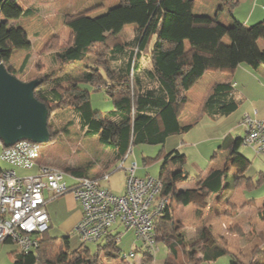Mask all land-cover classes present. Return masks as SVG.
<instances>
[{
	"label": "trees",
	"instance_id": "obj_1",
	"mask_svg": "<svg viewBox=\"0 0 264 264\" xmlns=\"http://www.w3.org/2000/svg\"><path fill=\"white\" fill-rule=\"evenodd\" d=\"M118 2L123 7L142 5L154 7L146 23L138 29L137 37L129 44L137 46L138 52L126 51L113 33L106 34L103 26L91 18L92 14L103 9L102 6L68 16L66 25L72 30L71 42L61 50L56 48L50 51L53 53V61L66 66L84 62L92 55L97 58L102 68L98 65L90 68L93 72L86 71L70 89L55 85L44 90L42 87L46 81L38 78L41 84L35 91V97L49 110L48 128L51 141L58 139V133L50 123L51 114L71 107L85 135L105 141L109 148L116 152L117 161H121L128 156L134 146L164 145L167 137L181 131L178 119L187 103V90L205 70L231 71L240 64H247L256 69L264 65V51L259 50L256 45L261 25L250 29L240 27L235 34L233 46L226 47L221 42L223 29L215 22L198 20L189 15L181 6L180 0H118ZM220 2L230 11L239 5L236 0ZM35 13L33 9L23 10L18 5V0H0V63L4 64L12 75L16 76L17 71L10 64V58L16 50H27L29 40L22 28H10L5 21L32 17ZM183 38L196 39L198 45L188 52L177 55L178 43ZM50 47L51 45L48 51ZM148 49L153 70L143 67L141 61L142 53L148 54ZM109 55L111 56L108 59ZM197 57H202L203 60L196 61ZM29 59V56L24 59L19 71L25 70ZM111 61L114 62L113 67L110 65ZM83 83L92 85L96 91L105 90L114 100L115 109L109 112L108 116L93 110L90 92L80 86ZM231 92L232 88L229 85L216 86L206 103V112L211 117L231 114L237 108V104L231 98ZM242 142L243 139L235 140L229 147L232 156L239 157L237 151ZM164 159L166 163L159 179L164 186L163 194L168 197V205L155 217L156 247L158 242L172 245L174 257H170L166 264H196L198 252L195 246L184 249L186 247L183 235L177 231L175 233L173 228L175 218L172 203L176 201L178 205L185 206L190 200L188 191L177 190L176 175L183 179H187V175L178 173L181 166L179 151L165 154ZM155 160L146 159L145 162L148 164ZM64 171L78 177H87L88 174V169L80 167L66 168ZM224 176L223 170L212 171L205 179L198 178L197 186L207 195L219 194ZM235 182V187L255 186L249 179L236 178ZM45 235L40 237V245L34 252L21 251L17 254L14 264L55 262L103 264L101 258L103 251L108 261L120 255V249L115 243L118 235L112 234V229L101 242L110 238L113 240L105 244L99 242L96 244V250L82 243L79 250L68 253L63 259L57 255L53 256L56 240L46 238ZM262 239L264 241V237ZM200 241L206 240L204 238ZM213 241L217 242L216 239ZM178 243L184 253L181 260ZM201 251L205 261L229 255L232 264H244L236 256L229 254L223 245L213 249L203 248ZM262 254L264 248H257L249 264H262L259 262ZM122 260L125 261L124 258Z\"/></svg>",
	"mask_w": 264,
	"mask_h": 264
},
{
	"label": "crops",
	"instance_id": "obj_2",
	"mask_svg": "<svg viewBox=\"0 0 264 264\" xmlns=\"http://www.w3.org/2000/svg\"><path fill=\"white\" fill-rule=\"evenodd\" d=\"M103 1H105V3H98V0H80V2H76V0H74L75 4H71L68 6L70 9L69 12H74L73 10H75L76 12H74V14H79L82 11H86L97 6H102L103 9L97 13L92 14L91 18L100 22L107 33L109 32L116 35H121L124 31H135L143 26L147 21L149 13L154 8L153 6L146 5L136 7H123L119 4L118 0H112V2L110 3L108 2V0ZM236 1L239 5L232 11H230L223 3H221L220 0H180V4L192 17L198 20L210 21L218 24L224 31L221 42L226 47L233 46L235 34L240 27L250 29L257 25H261V31L258 39L256 40V45L259 50L264 51V0ZM50 4L51 3H48V5H46L45 2L41 4L38 2L34 3L30 0H18V5L23 10H39V7L41 6L38 5L49 6ZM64 7L66 6H63V8ZM37 10L35 12H37ZM110 14L112 15L111 18H109V20H106L105 23V21L102 20L103 17ZM35 15L36 13L33 16ZM29 18L31 17L21 18L17 22ZM5 22L8 23V26L11 25L12 27L15 21L8 20ZM197 45L198 41L196 39L183 38L178 43L176 53L177 55H179L181 53L188 52L192 50V48L197 47ZM22 53H26V55L29 54L28 51H24ZM14 54L15 52L10 58V64L18 69L20 65L16 64V62L14 61ZM197 60L202 61L203 58L197 57L196 61ZM148 69L153 70V68L150 67ZM255 72L264 75V66L260 67L256 71H253V69H251V67L246 64H240L237 68L231 71L205 70L197 79V81L190 85L187 90V103L184 106L183 111L181 112L178 119V125L181 128V131L167 137L164 144L165 147L164 145H162L164 147V153H162L160 157L156 158V160L161 157L162 159H164L165 154H171L175 151H179L180 153L181 166L178 168V173L180 175L182 173H185L187 175V179H183L181 176L176 175V188L178 191H188L190 200L189 204L185 206L178 205L176 203L174 204V218L178 225H182V228H179L177 232L179 234H182L184 237V245L186 247L184 249L187 250L195 245V248L199 253V257L201 259L200 264H218L220 263V260L222 258L231 257L229 255H226L213 261H205L203 259V253L201 251L203 250V248L213 249L217 246L220 247V245H223V247L229 254L233 255L235 253L241 259V255L244 256L250 254L252 248L257 243L258 235L264 232V197L247 198L246 191L248 189V186L241 185L239 187H235L234 185L236 183V178L249 179L253 184L254 180L258 181V179L264 177V172L262 171L261 173H257V175H254L253 172L249 171L252 165H254V163L256 162V158L254 154L249 153L248 150H243L242 152L241 149H243V144L238 147L237 152L239 157L232 156L229 148L235 140H242L244 138L243 135L245 136L241 129H237L238 127L241 128L243 117L245 115H249L250 117L255 119H264V111H262L261 109V106H264V86L258 84L254 79L255 84L258 85L254 90H252L253 92L257 93L255 99H252L253 97L251 98L250 96H247L246 88H243V86H246L245 81L247 79L254 78ZM222 84L231 86V98L237 104V108L229 115L211 117L210 114L206 112V103L214 93L216 86ZM185 128L189 129L186 130ZM213 130L217 131L216 133H213L211 135V132ZM196 131L197 134H195ZM184 138L188 139L189 141H193L194 143H191L190 145L192 147H197V150L187 149L189 144H187ZM192 139L198 140L194 141ZM166 146H168V148ZM207 148H210V151H206ZM132 151L128 156H126L125 159L117 161L116 152L110 149L107 157L108 159L104 163H102L103 167H101L99 170L94 171L95 175L99 174L98 176H89L92 167H83L85 169H88L87 177L102 179V176L106 174L109 176L107 179L109 180L110 174L112 172L109 171L111 169H114L117 164H119L121 168L128 160ZM194 153L195 155H193ZM48 157L49 156L46 154L42 155L39 160V164L60 169L56 166L51 165L52 161L48 159ZM251 157H254L252 161L250 160ZM146 159L155 160L154 157L145 156V166H150L154 162L153 161L147 164L145 162ZM189 161L192 163L191 168L194 169L196 174L195 176H192L186 169V165L189 163ZM0 162L5 163L2 161ZM197 163H200L201 166H198ZM5 164L9 167L4 168L0 166V170H13L17 174V171L13 168L18 169L19 167L12 166L8 163ZM136 164L138 170V163ZM116 169L119 168L117 167ZM60 170L64 171L63 169ZM137 170L135 173L136 177L141 179L151 177L149 176V172L148 176H144L142 173H137ZM216 170L225 171V176L222 182V190L219 194L207 195L205 192L201 191L198 188V178L203 180L212 171ZM30 171H34V173L30 176L36 175L39 171V168L37 167L31 169ZM260 174L262 175V177L260 176ZM69 175L74 179L82 178L78 177L77 175L74 176L70 173ZM71 177L67 178L71 180L70 184H72L73 181ZM45 197L48 200L46 209L50 218V229L56 228L58 231H62L65 233H69L72 231L76 233L75 229L79 222L82 220L83 212L81 205L76 201L74 194H72V196L67 195L68 202L64 207V211H62V208L59 209L61 201L57 202L54 201L55 198H51V192L45 191ZM248 203L251 204L250 207L248 206ZM249 217L252 219L251 221H248ZM249 224L253 229L252 234H249L248 236L243 235L250 229ZM49 231L46 233L45 237L56 240V248L54 249L53 256L57 255L62 259L65 258V255H67L69 252L66 251L64 242H62V240H60L55 235H50ZM112 234L118 235L117 239H115V243L119 249V244L122 243L123 240H129L132 244L131 251L138 247L137 250H140L142 254L141 257H138L136 252L133 251L135 253V256L126 259L125 261H120L118 260V258H116L117 261H108L105 258V252L103 251L101 257L103 260V264H156V259H158L159 257L155 256V254L152 258H150L148 256V252H146L143 248V243L139 239H137L134 232L127 229L125 230L120 222L116 223L113 226ZM210 235L213 236V238H215L216 240L218 239L216 243L212 239H210ZM249 236L250 238H248ZM204 238L206 241H202L203 243H199L200 239ZM240 238L242 241L240 240ZM251 238L253 239L251 240ZM110 240L113 239H106L101 243L105 244ZM223 241L226 243V245L222 244ZM159 243L163 244L166 249V251L164 252L166 258L162 261L163 264H166L167 260L173 256V248L172 245H169L166 242H158L156 253H159L160 250V248L158 247ZM1 245H15L16 250L11 252V260L14 264L17 254L21 252L18 245L14 244L11 241L3 242L0 244V246ZM92 245L96 246V244ZM177 246L179 256H181V260L182 255L184 254L183 249L182 247H180L179 243Z\"/></svg>",
	"mask_w": 264,
	"mask_h": 264
},
{
	"label": "rangeland",
	"instance_id": "obj_3",
	"mask_svg": "<svg viewBox=\"0 0 264 264\" xmlns=\"http://www.w3.org/2000/svg\"><path fill=\"white\" fill-rule=\"evenodd\" d=\"M34 3H43L45 2L46 5L48 3H51L49 6H41L39 7V10L34 9L36 12V15L26 19L22 20L20 22L15 21L12 25V28H22L28 37L29 40V48L26 49H19L15 51L14 54V61L16 64L20 65L23 63L24 59L29 56V62L22 72L19 71L20 67L15 70L17 71L16 76L19 79H23L22 81L30 82L35 79H42L43 81H46V84L42 87L44 90L49 89L55 85H58L60 87H63L64 89H70L72 85L77 81L80 80L86 71L93 72L90 68L95 67L96 65H100V63L97 62V58L95 56H89L84 62H78L75 64H70L66 66H61L53 61V53L50 52L53 49L58 48L59 50L67 47L69 43L71 42L72 37V30L66 25V18L68 16L77 15L74 14L76 12H69V5L75 4L74 0H30ZM84 1V0H82ZM76 2H80V0H76ZM104 2L103 0H98V3ZM107 2V1H106ZM108 2H112V0H108ZM63 6H66L63 8ZM73 7V6H72ZM71 7V8H72ZM83 12V11H82ZM81 13V12H80ZM110 15H105L102 20L105 21L109 20L111 18ZM122 20V19H121ZM98 22V21H97ZM100 23V22H98ZM111 24V22H110ZM21 25V27H20ZM11 28V25H9ZM110 28V27H109ZM137 31H124L121 35H116L115 38L120 40L121 45L124 46L126 51H132L136 50L138 52L137 46H130V42H132L137 37ZM106 34H109L105 31ZM111 34V33H110ZM51 45L49 51L48 47ZM24 51H28L29 54L26 55V53H22ZM26 56V57H25ZM111 55H109L108 59ZM142 65L145 68H153L152 60L150 58L149 49L148 54L145 52L142 53ZM112 67L114 66V62L111 61L110 64ZM243 65V64H242ZM247 65V64H246ZM264 65H261L262 67ZM260 67L253 69V71L258 70ZM102 68V67H101ZM98 68H96L97 70ZM254 78H249L245 81L246 86H243V88H246L247 96H250L252 99L256 98L257 93L253 92L258 85L255 84L254 79L258 84H261L264 86V75L260 74L258 72L254 73ZM253 77V75H252ZM49 80V82H48ZM82 89H86L90 92V101L92 108L95 112H99L103 116H108L109 112L113 111L115 109L114 100L106 93L105 90H95V87H93L90 84H80ZM261 99V98H259ZM256 101V100H254ZM262 111H264V106H261ZM258 108V107H257ZM259 109V108H258ZM260 111V110H259ZM244 118V117H243ZM50 123L52 128L58 133V139L56 140H49L46 143H40V150H41V156L46 154L48 155V159L52 161L53 166H56L58 168L66 169V168H83V167H89L91 168V173L89 176H98L99 174L95 175V170H99L101 167H103L102 163H104L108 158V153L110 152L108 144L99 138L96 137H87L85 135V131L81 128L80 121L74 111L73 108H65L60 109L50 116ZM243 124L241 125V128L238 127L237 129H241L243 133L245 134V128ZM215 131V132H213ZM211 132V135L213 133H216L217 130H213ZM197 134V131L196 133ZM244 137V135H243ZM191 138V136H190ZM184 140L187 142L189 150H197V147H192L190 144L194 143L193 141H189L188 139L184 138ZM194 141H197L198 139H192ZM170 144V143H169ZM168 144V146H169ZM168 146H166L168 148ZM187 146V145H186ZM196 146V145H195ZM246 146V149H245ZM165 147V145H164ZM162 145L159 146H148V145H136L134 146V149L132 153L130 154L128 160L125 162V164L120 168V165L117 164L114 169H111L109 172L110 178L109 180L102 179L101 183L103 187H106L110 190H112L114 193L118 195H122L126 191V180L128 177L127 169L131 168L132 165L138 163V170L137 173H142L144 176H151L152 178H159L162 168L165 165V159L159 158L156 161H154L150 166H145L144 164V157L150 156L154 157V159L158 158L162 153H164V148ZM3 145L0 141V155L2 153ZM199 149V148H198ZM243 150H248L249 153H253L256 162L252 167L250 168V172H253L254 175H257V173L264 172V155L257 156L255 155L252 148H250L247 145L243 146ZM170 151V150H169ZM206 151H210V148H207ZM195 155V153L193 154ZM254 157H251L250 160L252 161ZM1 161V160H0ZM136 162V163H135ZM93 165V166H92ZM198 166H201L200 163H197ZM0 166L2 167H9L5 163L0 162ZM192 163L189 161V163L186 165L187 171L192 175L195 176V171L193 168H191ZM119 169H116V168ZM152 167V169H151ZM17 171V174L19 176H30L34 173V171H30L29 169H17L13 168ZM69 174V173H68ZM262 177V175L260 174ZM259 178V177H258ZM259 180H262L261 183H257ZM69 185H71V180L66 179ZM254 180L255 186H250L247 191L246 195L247 198H257V197H264V177L261 179ZM73 194V193H72ZM71 192L68 194H64L61 196H58L54 199V201H61V205L59 209L62 208V211H64V207L67 205L68 199L67 195L72 196ZM176 201L172 203V207ZM177 204V203H176ZM250 207V204H248ZM236 209V208H235ZM232 213V212H231ZM248 221H251L252 219L249 217ZM174 230L175 233L179 228H182V225H178L176 223V220H174ZM250 229L243 235L248 236L249 234H252V228L249 224ZM124 228V227H123ZM125 229V228H124ZM126 230V229H125ZM50 235H55L58 237L62 242H64V247L66 248V251L69 253H74L75 251L79 250L82 246V241L78 234H76L74 231L65 233L62 231H58L56 228H51L49 231ZM210 239H215L213 236ZM264 237V232L260 233L258 235L257 243L252 248L249 255H241L242 258L240 259L235 253L233 254L237 258H239L242 263L249 264L252 259V255L254 251L257 248H264V241L262 239ZM250 238V236L248 237ZM253 238H251L252 240ZM187 240V239H185ZM211 240V241H212ZM218 240V239H217ZM241 240V238H240ZM242 241V240H241ZM200 241L199 243H201ZM222 244L226 243L223 241ZM12 246V247H11ZM195 246V245H194ZM91 249L96 248L94 245H89ZM120 247V255H118V260H122L123 256L125 254L129 255L130 252L135 251L138 257H141L140 250L138 251V247L131 251L132 244L129 240H123L122 243L119 244ZM160 248L159 253H156L155 256H158L159 258L156 259V264H163V260L166 258L164 255V252L166 251L163 244L158 245ZM16 250L15 245H1L0 246V264H13L11 260V252ZM96 250V249H95ZM231 253V252H230ZM251 257V258H250ZM130 258V257H129ZM128 258V259H129ZM152 258V257H150ZM186 258V256H184ZM199 258V259H198ZM183 259V257H182ZM250 259V260H249ZM262 259V261H261ZM112 261H117L112 260ZM264 261V254L261 255L259 262L263 263ZM196 264H200L201 259L199 257V253L197 255ZM232 259L230 257H224L220 260V263L218 264H231ZM48 264V263H44ZM53 264H61L60 262H56ZM119 264V263H118ZM122 264V263H120ZM202 264H209V263H202Z\"/></svg>",
	"mask_w": 264,
	"mask_h": 264
},
{
	"label": "built area",
	"instance_id": "obj_4",
	"mask_svg": "<svg viewBox=\"0 0 264 264\" xmlns=\"http://www.w3.org/2000/svg\"><path fill=\"white\" fill-rule=\"evenodd\" d=\"M242 124L243 145L252 148L258 156L264 155V119L245 115ZM40 158L39 144L29 140L3 148L2 162L29 170L38 167L39 171L36 175L20 177L13 170H0V244L11 241L22 252H34L40 245V237L50 229L45 191L51 192V198L71 192L83 212L75 229L83 244H98L120 222L134 232L149 257L156 254L155 217L168 205L160 179L136 177L137 164H134L127 170L125 193L118 195L103 187L101 180L109 177L106 174L102 179H74L60 169L40 165ZM69 177L73 179L71 185L66 182ZM134 256L131 252L123 258Z\"/></svg>",
	"mask_w": 264,
	"mask_h": 264
},
{
	"label": "water",
	"instance_id": "obj_5",
	"mask_svg": "<svg viewBox=\"0 0 264 264\" xmlns=\"http://www.w3.org/2000/svg\"><path fill=\"white\" fill-rule=\"evenodd\" d=\"M38 79L25 82L0 63V141L9 148L21 141L50 140L49 110L35 97Z\"/></svg>",
	"mask_w": 264,
	"mask_h": 264
},
{
	"label": "clouds",
	"instance_id": "obj_6",
	"mask_svg": "<svg viewBox=\"0 0 264 264\" xmlns=\"http://www.w3.org/2000/svg\"><path fill=\"white\" fill-rule=\"evenodd\" d=\"M2 143V142H1ZM129 155V154H128Z\"/></svg>",
	"mask_w": 264,
	"mask_h": 264
}]
</instances>
